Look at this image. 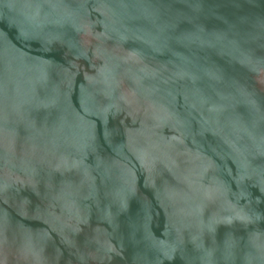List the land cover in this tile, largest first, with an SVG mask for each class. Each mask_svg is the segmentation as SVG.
<instances>
[{"label":"water","instance_id":"95a60500","mask_svg":"<svg viewBox=\"0 0 264 264\" xmlns=\"http://www.w3.org/2000/svg\"><path fill=\"white\" fill-rule=\"evenodd\" d=\"M0 264H264V0H0Z\"/></svg>","mask_w":264,"mask_h":264}]
</instances>
